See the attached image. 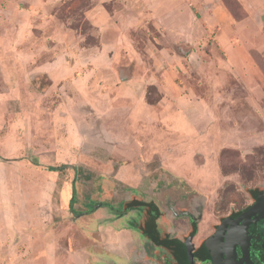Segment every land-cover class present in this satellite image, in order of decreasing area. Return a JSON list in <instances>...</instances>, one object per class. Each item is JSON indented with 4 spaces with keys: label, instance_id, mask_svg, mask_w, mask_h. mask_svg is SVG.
<instances>
[{
    "label": "rangeland",
    "instance_id": "374dc122",
    "mask_svg": "<svg viewBox=\"0 0 264 264\" xmlns=\"http://www.w3.org/2000/svg\"><path fill=\"white\" fill-rule=\"evenodd\" d=\"M160 180L264 191V0H0V264L127 253L74 211Z\"/></svg>",
    "mask_w": 264,
    "mask_h": 264
},
{
    "label": "flooded vegetation",
    "instance_id": "af4514ba",
    "mask_svg": "<svg viewBox=\"0 0 264 264\" xmlns=\"http://www.w3.org/2000/svg\"><path fill=\"white\" fill-rule=\"evenodd\" d=\"M261 197L264 191L255 189L245 205L209 219L205 200L197 191L182 180H160L150 191L126 190L116 203L106 194L95 200L92 210L74 214H89L92 224L97 222L92 233L107 225L126 237L127 253L106 249L105 258L90 245L95 252L93 263L264 264V209L250 211ZM79 218L75 223L85 230ZM118 223L123 224L121 229L116 228Z\"/></svg>",
    "mask_w": 264,
    "mask_h": 264
},
{
    "label": "water",
    "instance_id": "95a60500",
    "mask_svg": "<svg viewBox=\"0 0 264 264\" xmlns=\"http://www.w3.org/2000/svg\"><path fill=\"white\" fill-rule=\"evenodd\" d=\"M55 169V167H53ZM264 209V197H261L259 201H257L251 208L250 211L255 212H261V210Z\"/></svg>",
    "mask_w": 264,
    "mask_h": 264
},
{
    "label": "trees",
    "instance_id": "16d2710c",
    "mask_svg": "<svg viewBox=\"0 0 264 264\" xmlns=\"http://www.w3.org/2000/svg\"><path fill=\"white\" fill-rule=\"evenodd\" d=\"M63 166H65V165H63ZM63 166H62V167H63ZM60 168H61V167H57L56 169H60ZM50 169L53 170L54 168H52V166H51Z\"/></svg>",
    "mask_w": 264,
    "mask_h": 264
},
{
    "label": "crops",
    "instance_id": "0c3cea01",
    "mask_svg": "<svg viewBox=\"0 0 264 264\" xmlns=\"http://www.w3.org/2000/svg\"><path fill=\"white\" fill-rule=\"evenodd\" d=\"M117 240H119V243L123 245L124 242L122 240H120V239H117ZM120 241H122V242H120Z\"/></svg>",
    "mask_w": 264,
    "mask_h": 264
}]
</instances>
